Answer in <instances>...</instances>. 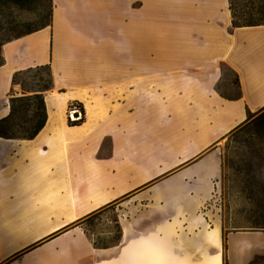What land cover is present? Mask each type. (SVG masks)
<instances>
[{"label":"crops","instance_id":"crops-1","mask_svg":"<svg viewBox=\"0 0 264 264\" xmlns=\"http://www.w3.org/2000/svg\"><path fill=\"white\" fill-rule=\"evenodd\" d=\"M232 20L229 0H53L51 26L3 46L0 120L16 72L51 65L55 88L34 140L0 137V264H264V231L225 241L207 208L221 143L264 110V26ZM107 210L121 240L97 247Z\"/></svg>","mask_w":264,"mask_h":264},{"label":"rangeland","instance_id":"rangeland-1","mask_svg":"<svg viewBox=\"0 0 264 264\" xmlns=\"http://www.w3.org/2000/svg\"><path fill=\"white\" fill-rule=\"evenodd\" d=\"M5 14L6 17L2 18L0 23V39L6 33L11 32V36H17L43 24L48 16V7L46 4L41 5L33 1L27 9L8 10ZM152 28L156 26L151 22L149 29ZM150 55L151 64L162 68L159 57ZM222 68L227 79L230 76V69L227 65H222ZM162 71L165 70L162 68ZM222 87L228 90L227 82L222 84ZM220 152L222 176L216 186L213 200L209 202L207 208L213 210L215 215L221 216L225 228H236V231H263L264 110L225 138L221 143ZM116 220L113 210L93 216L86 224L90 237L99 244L116 242L119 235ZM243 239L245 236L239 235L228 238V247L232 248L231 254L237 250V245L241 244ZM226 262L229 264L228 253Z\"/></svg>","mask_w":264,"mask_h":264},{"label":"trees","instance_id":"trees-1","mask_svg":"<svg viewBox=\"0 0 264 264\" xmlns=\"http://www.w3.org/2000/svg\"><path fill=\"white\" fill-rule=\"evenodd\" d=\"M33 1H37L38 4L41 3V5H47L48 16L46 21L30 29L28 32L17 36H11V32L4 34L3 38L0 39V66L5 63L3 56V46L5 44L51 26L53 14V0H0V23L2 22V18L6 17L5 13L8 10L27 9L32 5ZM229 2L233 19L232 26L234 28L264 26V0H229ZM28 78L30 80H28ZM13 86H18L20 88L21 95L14 91L11 94L9 100L10 113L0 120V137L7 140H34L42 132L48 122L45 93L55 88L51 65L39 66L16 72L13 77ZM74 105L78 106L82 111L83 118L79 122L70 121V124L73 126L80 125L84 123L85 120L83 105L74 103L72 106ZM256 114L249 113L247 121ZM89 219H87V221ZM117 227L119 229V235L116 242L111 244H99L95 242V245L97 247L106 248L119 244L121 240V229L118 223ZM223 228L225 241L228 234L237 232L236 228ZM262 230L264 231V228H262Z\"/></svg>","mask_w":264,"mask_h":264},{"label":"built area","instance_id":"built-area-1","mask_svg":"<svg viewBox=\"0 0 264 264\" xmlns=\"http://www.w3.org/2000/svg\"><path fill=\"white\" fill-rule=\"evenodd\" d=\"M83 118V113L78 106L74 105L69 111V120L71 122H79Z\"/></svg>","mask_w":264,"mask_h":264}]
</instances>
